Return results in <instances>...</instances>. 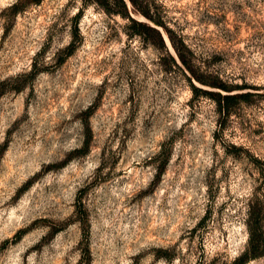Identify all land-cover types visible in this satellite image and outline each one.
Listing matches in <instances>:
<instances>
[{
  "label": "rangeland",
  "instance_id": "obj_1",
  "mask_svg": "<svg viewBox=\"0 0 264 264\" xmlns=\"http://www.w3.org/2000/svg\"><path fill=\"white\" fill-rule=\"evenodd\" d=\"M149 1L250 96L224 118L97 0H0V264H232L264 227V0Z\"/></svg>",
  "mask_w": 264,
  "mask_h": 264
},
{
  "label": "trees",
  "instance_id": "obj_2",
  "mask_svg": "<svg viewBox=\"0 0 264 264\" xmlns=\"http://www.w3.org/2000/svg\"><path fill=\"white\" fill-rule=\"evenodd\" d=\"M97 2L108 13L118 14L127 18L136 33L143 35L147 39H153L154 43H161L166 51H168L167 40L164 35L163 28L168 35V38L175 49L177 57L172 56L174 61L177 58L181 64L187 68L192 77L198 79L202 83H207L196 76L188 53H191L188 46L182 38L176 36L162 21V18L155 12L152 3L149 0H97ZM135 14L143 16L144 19L135 17ZM208 84V83H207ZM212 85L217 90H205L208 94L214 97L220 114L225 118L231 110L233 103L248 99L250 92H234L233 88L220 80V82H212ZM247 228L249 232V243L246 250L240 254L232 264H246L254 258L264 255V227L259 215L254 211L250 212L247 220Z\"/></svg>",
  "mask_w": 264,
  "mask_h": 264
}]
</instances>
